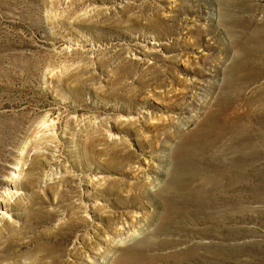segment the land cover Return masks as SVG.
<instances>
[{"label": "rangeland", "instance_id": "rangeland-1", "mask_svg": "<svg viewBox=\"0 0 264 264\" xmlns=\"http://www.w3.org/2000/svg\"><path fill=\"white\" fill-rule=\"evenodd\" d=\"M240 1L222 11L219 0H0V106L11 105L0 122H25L0 155V264H111L138 237H156L148 218L174 169L176 128L202 120L211 82L224 78L216 70L242 45L264 61L255 49L264 48V0ZM206 55L202 78L190 66ZM261 78L245 91L261 111L245 120L238 147L245 211L215 223L224 228H209V239L172 227L214 246L198 264H264Z\"/></svg>", "mask_w": 264, "mask_h": 264}, {"label": "bare ground", "instance_id": "bare-ground-1", "mask_svg": "<svg viewBox=\"0 0 264 264\" xmlns=\"http://www.w3.org/2000/svg\"><path fill=\"white\" fill-rule=\"evenodd\" d=\"M219 1H221L219 6L222 5V11H224V8L228 11L231 6L238 7L239 3H243L240 0ZM196 31L198 32V30ZM201 36L202 33H199L195 38L193 36L194 40L192 44H203L200 42L202 40ZM212 45L205 44L204 47L211 49ZM257 47H255L256 51H264V48ZM250 48H248L247 44L242 45L238 49V56L231 66L225 65V68L219 67L216 70L217 72H221L224 78L219 86L211 82L210 88L213 93V101L203 102L201 111L202 109L203 111L205 110V114L203 118L201 117L202 120H199V122L197 120L196 122H189L190 120H188L185 124L195 123L194 127L188 130H186L187 128L178 127L175 130L178 143L173 152L174 169L169 173L168 179L161 184L162 186L157 191L160 196L157 201L161 208L160 211H158L159 209L155 210L149 215L150 217L148 216V219L154 225L152 233H156V237L151 240L145 236L138 237L137 240L134 239L136 240L134 244L127 248L128 250L124 251L119 257L112 260L111 264H159L158 261H162L164 264L197 263L201 254H205L201 253L200 249L212 251L214 246L204 244L205 242L201 240L188 243L187 238L182 237L186 235L192 237L205 236L209 239L213 227L224 228L221 224L214 226L215 223L224 224L231 221L239 212L245 211L243 207L245 204L244 194L247 191L249 183V173L246 168L247 158L245 155L238 153V147L243 145L249 137V123L245 122V120L249 119L255 110L261 111V108H258L260 104L253 107L256 99L245 95V91L248 89L249 83L264 77V61H256L250 57L249 55L253 51L252 49H254ZM262 54L260 55L261 59L264 58V54ZM202 57L204 58L201 59V66H192L191 64L190 70L193 74L205 78L208 75L204 69L207 65H205V61L209 56ZM220 62L223 63L222 61ZM247 67H249L248 71L246 70ZM190 85L194 87L195 83L194 85L193 83ZM187 89L191 90L192 88L188 87ZM262 91H264V87ZM209 95L211 96V94ZM240 102L249 108L247 107L246 110H244L245 108L242 109L243 106H241ZM173 105L176 108L180 107L176 102ZM190 105L188 104V107ZM8 106L11 105L3 103L0 108ZM181 106L183 105L181 104ZM253 108L256 109L253 110ZM24 125V117L20 118L18 122H0L1 156L7 152V145L16 141L18 133L23 130ZM143 192L149 193L146 189L141 191V193ZM154 207L156 208L155 205ZM106 220L109 224H112L114 223V216H109ZM200 223H204L205 226L203 228L198 227L197 225ZM172 227L180 230L183 236L180 234L175 235ZM209 228L212 229L209 230ZM149 232L150 230H148ZM208 261L209 259L206 262Z\"/></svg>", "mask_w": 264, "mask_h": 264}]
</instances>
